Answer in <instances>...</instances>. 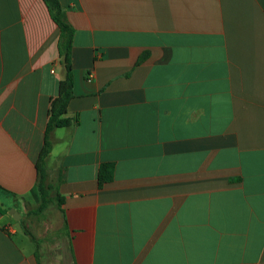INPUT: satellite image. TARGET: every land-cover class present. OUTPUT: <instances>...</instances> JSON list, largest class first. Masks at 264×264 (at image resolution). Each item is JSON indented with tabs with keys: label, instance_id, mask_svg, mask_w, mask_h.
Wrapping results in <instances>:
<instances>
[{
	"label": "crops",
	"instance_id": "0c3cea01",
	"mask_svg": "<svg viewBox=\"0 0 264 264\" xmlns=\"http://www.w3.org/2000/svg\"><path fill=\"white\" fill-rule=\"evenodd\" d=\"M58 3L63 248L40 258L20 214L65 87L60 31L43 0H0V188L20 217L0 214V264H264V0Z\"/></svg>",
	"mask_w": 264,
	"mask_h": 264
},
{
	"label": "trees",
	"instance_id": "16d2710c",
	"mask_svg": "<svg viewBox=\"0 0 264 264\" xmlns=\"http://www.w3.org/2000/svg\"><path fill=\"white\" fill-rule=\"evenodd\" d=\"M50 10L51 16L59 28L60 40H59V54L62 57L63 66L65 69V87L60 93V104L59 106L50 113L44 133L43 146L39 152L35 169H36V183L30 192V195L38 199L39 206L38 212L42 211L47 204L51 201L49 198L50 186L47 184V173L45 160L50 153V143L48 141V135L54 128L65 127L70 124V120L63 118L66 114V107L73 96V72L70 61L71 44L73 37V29L67 23L64 12L62 11L58 0H43ZM113 164H101L98 169L97 181L98 187L112 180L113 177ZM55 196L53 201L59 208L61 204V198L59 194L54 190ZM2 194V195H1ZM0 198L10 203H14L16 196L0 188ZM12 208L8 207L5 210L0 208V214L5 215ZM32 241L34 239L32 238Z\"/></svg>",
	"mask_w": 264,
	"mask_h": 264
},
{
	"label": "rangeland",
	"instance_id": "374dc122",
	"mask_svg": "<svg viewBox=\"0 0 264 264\" xmlns=\"http://www.w3.org/2000/svg\"><path fill=\"white\" fill-rule=\"evenodd\" d=\"M56 179L57 176L55 172L48 169L47 184L50 186L49 198L51 201L42 211H37L40 201H34L30 197L29 200L25 202L24 207L20 209L23 230L28 232L31 236L33 235L32 238H34V243H36L35 237L37 236L38 238L37 243L40 258L44 257L43 252H45L48 256L54 257L56 252L54 251L55 248H59L58 252H60L61 248H63V237L61 234L62 227L58 217V209L53 201V187L56 184ZM7 203L8 202L6 200L3 201V199L0 198V208L2 210L7 208ZM56 243H58V245H56Z\"/></svg>",
	"mask_w": 264,
	"mask_h": 264
},
{
	"label": "water",
	"instance_id": "95a60500",
	"mask_svg": "<svg viewBox=\"0 0 264 264\" xmlns=\"http://www.w3.org/2000/svg\"><path fill=\"white\" fill-rule=\"evenodd\" d=\"M8 214L11 215L14 220H18L20 218L19 215L16 214L14 209H11Z\"/></svg>",
	"mask_w": 264,
	"mask_h": 264
}]
</instances>
